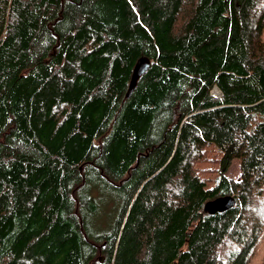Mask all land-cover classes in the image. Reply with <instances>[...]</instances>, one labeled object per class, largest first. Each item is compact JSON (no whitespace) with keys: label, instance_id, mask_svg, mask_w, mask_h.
Wrapping results in <instances>:
<instances>
[{"label":"trees","instance_id":"1","mask_svg":"<svg viewBox=\"0 0 264 264\" xmlns=\"http://www.w3.org/2000/svg\"><path fill=\"white\" fill-rule=\"evenodd\" d=\"M0 264H264V0H0Z\"/></svg>","mask_w":264,"mask_h":264},{"label":"rangeland","instance_id":"2","mask_svg":"<svg viewBox=\"0 0 264 264\" xmlns=\"http://www.w3.org/2000/svg\"><path fill=\"white\" fill-rule=\"evenodd\" d=\"M212 95H219L217 89L212 90ZM222 154L214 146L208 145L206 147L205 157L195 163L197 175L204 180L206 188H210L219 174V167ZM226 175L234 180L239 179L238 161L233 160L226 171Z\"/></svg>","mask_w":264,"mask_h":264},{"label":"water","instance_id":"3","mask_svg":"<svg viewBox=\"0 0 264 264\" xmlns=\"http://www.w3.org/2000/svg\"><path fill=\"white\" fill-rule=\"evenodd\" d=\"M150 61L146 57H140L136 60L130 75L124 97L127 98L133 91L139 77L148 69ZM235 200L232 195L216 197L203 204L202 212L208 215L224 212L234 206Z\"/></svg>","mask_w":264,"mask_h":264}]
</instances>
